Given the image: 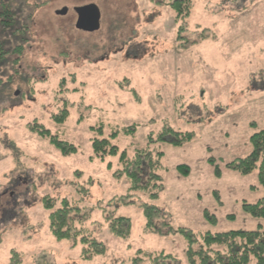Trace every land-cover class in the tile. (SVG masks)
Segmentation results:
<instances>
[{
    "label": "rangeland",
    "instance_id": "1",
    "mask_svg": "<svg viewBox=\"0 0 264 264\" xmlns=\"http://www.w3.org/2000/svg\"><path fill=\"white\" fill-rule=\"evenodd\" d=\"M162 1L0 0V264H131L138 251L183 264L181 229L264 231L241 207L264 197L256 171L227 167L264 129V0H192L178 21ZM87 4L100 10L97 32L74 27L73 8ZM34 123L76 152L62 154ZM166 128L190 139H159ZM94 140L116 153L96 157ZM144 151L142 169L163 153L158 177L133 188L120 156ZM44 196L69 198L75 228L103 253L82 258L81 233L54 239ZM144 204L159 211L156 229H145Z\"/></svg>",
    "mask_w": 264,
    "mask_h": 264
},
{
    "label": "trees",
    "instance_id": "2",
    "mask_svg": "<svg viewBox=\"0 0 264 264\" xmlns=\"http://www.w3.org/2000/svg\"><path fill=\"white\" fill-rule=\"evenodd\" d=\"M163 3V1L161 0ZM170 10L174 13L176 21L184 20L190 15L192 0H168ZM5 51L0 46V60L3 58ZM66 114L52 116V120L62 122ZM29 130L35 131L40 137L48 138L49 142L57 148L62 154L69 155L76 152V148L72 144L61 142L57 136L50 134L40 124L34 123L28 126ZM175 136L174 146H180L185 141L190 139L189 134H180L174 132L170 128H166L159 134V139L164 140L165 136ZM150 138V137H149ZM250 151L240 158L232 160L227 167L237 172L241 176H246L256 171L257 183L260 187H264V129H261L249 137ZM92 150L96 157L102 158L106 154H115L116 148L111 146L105 140H94ZM137 153L133 162L124 163V153L120 156V161L123 163L124 171L131 180L132 187H146L141 184V178L147 175V181L157 178L152 171L156 167V163L162 159L163 153L157 152L155 160L148 159V169H142L145 158H149L148 152ZM177 169L183 174H188V168L178 166ZM43 208L49 211L48 228L51 235L56 240H71L76 241L77 235L83 234L80 237L82 244V258L91 259L97 254L104 251L103 245L96 240L90 232L82 228H75L71 215L78 211V207L72 205V202L67 197L54 199L50 196H44L41 200ZM144 215L146 218L145 229H156L154 220L157 218L159 211L152 207L143 205ZM242 211L255 219L264 220V197L253 204L243 202L241 204ZM117 226H121L123 222H127L125 218H118ZM214 222V218L212 219ZM211 221V222H212ZM112 231L121 235L120 231L113 228ZM85 232V233H83ZM181 233L186 240L185 247V263L183 264H264V231L256 229L252 231H227L221 233L203 232L195 236L191 231L181 229ZM193 245H198V249L194 251ZM45 256L39 257L34 264H43L42 259ZM131 264H182L170 254L164 252L146 253L138 251L134 258L131 259Z\"/></svg>",
    "mask_w": 264,
    "mask_h": 264
},
{
    "label": "water",
    "instance_id": "3",
    "mask_svg": "<svg viewBox=\"0 0 264 264\" xmlns=\"http://www.w3.org/2000/svg\"><path fill=\"white\" fill-rule=\"evenodd\" d=\"M68 12L67 8L56 11V15L64 16ZM73 12L76 14L75 29L85 33L97 32L100 29L101 14L95 4L74 7Z\"/></svg>",
    "mask_w": 264,
    "mask_h": 264
}]
</instances>
